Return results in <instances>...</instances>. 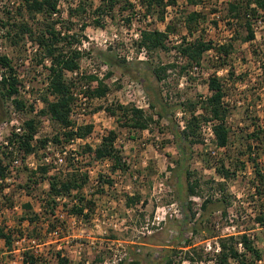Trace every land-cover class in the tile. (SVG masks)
<instances>
[{
    "label": "rangeland",
    "instance_id": "374dc122",
    "mask_svg": "<svg viewBox=\"0 0 264 264\" xmlns=\"http://www.w3.org/2000/svg\"><path fill=\"white\" fill-rule=\"evenodd\" d=\"M22 1L0 0V20L7 22L6 27L0 24V54L11 59L19 79L17 97L25 103L24 108L19 109L11 99L0 94V158L5 164H9L14 157L19 159L11 180L5 182L3 192L9 199L0 193V226L13 232L10 248L0 239V264H21L25 249L41 253L46 264H56L53 254L59 249L70 264H104L113 260H117V264L121 259L126 264H130L131 260L138 264H163L166 255H172V264H216L213 250V239L216 237H209L207 227L210 225L215 233L221 235L236 234L249 228L255 246L264 256V228L250 219L255 208L250 189L252 165L247 155H240L245 144L243 136L254 129L252 122L264 128V68L260 62L264 47V19L253 24L254 40H233L234 49L229 56L217 57L215 50L210 49L198 64L189 65L177 48L180 42L201 35L204 41L217 45L230 42L235 37H231L230 27L225 22L228 0H204L197 7L166 8L164 18L168 16L167 22L158 18L157 13L147 14L145 7L135 0H132L134 7L131 10L118 9L111 15L94 13L93 8L99 1L87 0L85 11L75 12L72 16L69 15L70 9L85 0H60L58 8L62 23L57 28L64 31L71 28L69 32L74 33L77 40L74 47L81 51L77 70L82 73L74 75L66 72L65 75L73 83L75 96L70 116L76 125L91 124L93 128L83 140L63 145L50 141L41 146L37 140L52 137L58 132V127L46 118H40L36 141H33L35 151L25 154L23 150L9 145L8 137L15 132L16 126L22 128L23 122L38 114L42 108L40 98L46 92L48 70L45 66L49 65V61H44L45 65L38 64L35 44L27 35H22L15 42L6 37L11 20H21L14 11ZM192 10L200 11L202 18L196 25L199 32L189 33L184 16ZM40 18L38 15L37 20L30 22L39 26L37 22ZM97 19L99 25L95 23ZM170 21L174 29L169 31L164 49L150 52L138 46L141 30L163 31ZM82 24L86 25L84 29ZM238 33L243 36L244 28L241 27ZM105 64L107 69L102 76L92 73L93 70L98 73ZM155 66L166 67L161 81L153 74ZM225 67L233 72L226 89L230 109L227 122L231 130L227 148L218 149L214 140L205 144L199 130L201 141L191 145L187 159L183 160L176 147L173 128H182L193 104L196 112H202L200 104L209 94L205 74H216L217 70ZM88 75L96 76L108 86L105 95L90 96L85 92L88 86L97 83L84 78ZM223 76L226 75L222 73ZM156 99L165 104L166 115L159 119L154 115L157 121L144 130L132 131L120 126L117 118L105 109L116 104H137L153 113L148 102ZM30 106L34 110L32 113L28 112ZM111 129L117 132L115 146L128 166L125 171L112 169V161L95 160L85 150L86 145L94 149ZM65 146L68 151L63 154ZM75 151L76 154H72ZM206 152H210L211 156ZM60 156L64 157L63 162L58 160ZM219 156L227 163L234 162L236 158L246 162L244 170L227 179L223 194L230 199L231 205L227 208L226 217L221 216L216 206L207 211L200 207L202 199L211 192L214 198L221 195V191L209 187V180L219 178L212 163ZM204 158H210L212 165H206ZM259 161L264 165V146L259 149ZM45 163L53 166L50 174L56 169L65 171L72 167L87 172L89 183L84 192L96 203L90 221L70 215L63 206V202L69 201L62 199L55 215L63 224L57 221L53 228L48 227L44 219L46 215L42 214L35 197L40 190L48 187L47 182L32 189L31 195L20 187L26 182L30 170H38ZM185 166L194 170V176L200 182L197 195L187 194L182 169ZM100 176L104 180H112L113 184L104 181L98 187ZM129 196H138V200L127 204ZM25 203L30 204L31 209L25 208ZM191 212H196L194 218ZM34 214H41V218L39 216L31 223L28 218ZM207 242H211V248L207 247ZM171 250L175 253L166 254ZM229 264L239 263L230 261Z\"/></svg>",
    "mask_w": 264,
    "mask_h": 264
},
{
    "label": "trees",
    "instance_id": "16d2710c",
    "mask_svg": "<svg viewBox=\"0 0 264 264\" xmlns=\"http://www.w3.org/2000/svg\"><path fill=\"white\" fill-rule=\"evenodd\" d=\"M60 0H23L21 4L14 11L21 20L16 18L11 20V24L6 31V37L12 38L15 42L17 38H21L22 35H27L31 41L36 45L35 56L38 57V64H43L48 60L49 65L45 66L48 70L47 75V87L45 94L40 98L43 103L38 114L28 117L22 125V132H12L8 137V144L15 146L18 149L24 151L25 154H30L35 151V145L33 141H36V133L40 124V118H46L52 124L58 127V132L52 137L40 138L39 145L43 146L48 142L55 144L69 143L75 138H85L92 132L93 126L91 124L76 125L70 116L71 106L75 99L72 90V81L66 79V71L73 72L79 68V59L81 57V51L74 47L75 34L71 31V28H66L65 31L61 28H57L59 23H62L60 10L58 8ZM98 4L93 8V12L98 15H111L116 10L129 11L134 7L132 0H98ZM144 8L148 14L154 15L157 13V17L164 18V11L167 6H175L179 0H135ZM186 6L197 7L201 5L204 0H185ZM85 4L79 3L74 9H70L69 15L72 16L75 12L85 11ZM89 5V4H88ZM10 14V11H7ZM40 19L34 26L32 23ZM202 14L198 10H192L185 14L184 23L188 28V32L198 31V26ZM264 19V0H228L226 7L225 22L230 27L232 34L235 35L230 42L213 44L211 41H204L200 36L195 37L193 40L180 42L177 48L180 54L186 59L187 64H198L203 54L214 49L216 56L222 55L227 57L233 51V40L236 39L243 42H250L255 39V33L253 30V24ZM32 23H31V22ZM97 25L100 24L99 19L95 20ZM0 24L6 27L7 22L0 20ZM85 24H82V29L85 28ZM196 26V27H194ZM244 28V35L240 36L239 29ZM172 22L170 21L166 25L165 30L157 29H143L140 31V37L137 41L138 46L145 47L148 51H154L157 49L165 48V40L169 31L173 30ZM230 37V38H231ZM256 53V50H253ZM260 62L264 68V47L260 53ZM0 94L11 99L14 105L22 109L25 103L17 97L19 94V79L17 78L15 69L12 65L11 59L5 55L0 54ZM4 70V71H3ZM153 74L158 81H161L166 74V67L155 66L153 67ZM233 72L228 70L227 76H217L212 74L208 76L207 87L209 94L203 98L202 104H200L202 112L198 113L195 109V104L192 105V111L189 118L184 121V127L173 128V137L176 140V147L179 151L180 157L185 160L188 157V152L192 144L200 142L199 128L203 122L211 120L213 122L214 130V144L218 148L225 150L230 139V126L227 122L229 114V104L226 100L228 79ZM88 81L95 80L97 83L94 86H88L85 92L90 96H103L109 90L108 86L98 80L96 76L88 75L84 77ZM16 96V97H14ZM14 97V98H12ZM160 107L155 111V108ZM148 107L154 112L149 113L144 108L137 107L134 104H116L112 107H106V111L109 115L117 118L120 126H126L132 131L148 129L152 123L157 120L154 119V115L157 118H162L166 114V106L158 99L148 102ZM33 107L30 106L28 112L32 113ZM254 125L253 131L246 133L244 138V149L240 151V155H247L248 160L252 165V177L250 179V189L252 202L255 204L253 214L250 217L251 222L264 228V165L259 161V149L264 146V128L257 122H252ZM117 138V132L114 129L108 131V133L102 137L101 142L93 149L88 145L85 146V150L89 151L93 155L95 160L112 161L111 167L114 170L120 169L125 171L127 165L123 161L121 151L115 146V140ZM84 148V147H83ZM211 156L210 152H206ZM217 158V157H216ZM206 165L210 164V158H204ZM213 163L215 172L218 174V179L209 180L210 188L221 191V195L218 198L213 197V192L208 196H205L200 204L202 210L207 211L212 206H216L220 210L221 216H227V208L231 205L230 199L223 194L226 191L227 179L237 176L240 170H244L246 162L236 158L233 161L225 162V159L221 156L217 158ZM53 168L51 163H45L38 167V170H30L29 175L26 178V182L20 186L25 188L29 195L33 192L32 189H37L41 183L47 182L48 187L40 190L39 195L35 196L39 201L42 214L46 215V221L48 227H54L55 223L63 221L58 220L55 215L60 206L62 199H68L69 202H63L64 208L70 215H74L76 218H82L88 222L91 220L95 210V200L92 197H88L84 190L89 183V175L87 172H81L79 168H67L65 171L56 169L54 173L50 174V170ZM185 173L187 182V194L197 195V191L200 189V182L194 176L195 172L188 166L182 168ZM9 174L7 164L0 158V193L2 196H6L9 199L4 189L5 178ZM107 182L110 185L113 184L112 180L102 179L99 177V185L101 182ZM99 190H102L100 188ZM97 190V191H99ZM4 194V195H3ZM95 195V194H94ZM138 200V196L128 197L127 204L129 202H135ZM24 207L31 209V205L24 204ZM242 216L241 212L238 213ZM193 218L196 212L190 214ZM41 218V214H34L29 221L34 223L35 220ZM243 217V216H242ZM254 228V227H253ZM249 228L241 230L238 234L221 235L214 232L213 226H208L207 231L209 237H216L220 246V250L215 253L216 264H229L230 261H237L238 263L253 264L254 260L259 259L262 255L261 250L255 246L253 239L248 234ZM197 231V229H195ZM13 232L5 230L3 226H0V239L4 240L5 245L10 248L12 245ZM238 243H241L244 250L239 251ZM174 251H170L166 254H174ZM62 250L54 251V258L56 264H70V260L62 255ZM127 261V260H126ZM129 262V261H128ZM172 255H166L163 264H172ZM125 260H120L117 264H126ZM21 264H46L44 256L41 253H35L34 250L25 249L22 251ZM130 264H138L137 261L131 260Z\"/></svg>",
    "mask_w": 264,
    "mask_h": 264
},
{
    "label": "built area",
    "instance_id": "2783aa9c",
    "mask_svg": "<svg viewBox=\"0 0 264 264\" xmlns=\"http://www.w3.org/2000/svg\"><path fill=\"white\" fill-rule=\"evenodd\" d=\"M184 6H186V1H185V0H179L178 3H177L175 6H167V8L172 7V8L177 9L178 7H179V8H182V7H184ZM164 19H165V21L167 22L169 18H168L167 15H165V18H164ZM228 28H229V27H228ZM229 30H230V32H231V34H232V31H231L230 28H229ZM198 32H199V29H198ZM213 44H214V43H213ZM35 47H36V45H35ZM181 56H182V55H181ZM182 57H183V56H182ZM183 58H184V57H183ZM193 68H194V69H197L198 66H193ZM106 69H107V65L105 64V66H101V70H100L98 73H97L95 70H93L92 73L97 74V75H101V76H102V75L106 72ZM228 70H229L228 67L221 68L220 70H217V71H216V75H217V76H221V74L224 73V75L227 76ZM66 72H67V73H68V72H69V73H72V74H74V75H77V73H80V74L82 73L81 71H78V70H75V71H73V72H70V71H66ZM0 73H1V72H0ZM205 75H206L207 77L209 76L208 73H206ZM136 106L141 108L140 105H137V104H136ZM181 127L183 128L184 125L182 124ZM199 130H200V132H201L202 139H203V141L205 142V144H209V143H211V142L214 140L215 135H214V130H213V122H212L211 120H208V121H206V122H203V123L200 125ZM14 131H15L16 133H21V132H22V128H21L20 126H16ZM83 139H84V138H83ZM83 139H82V138H75V139L71 140V142L74 141V140H83ZM218 149H222V148H218ZM67 151H68V150H66V146H65L64 149L62 150V153H63V154H66ZM72 154H76V151L73 152ZM58 160H59L60 162H63L64 157H61V156H60V157L58 158ZM18 164H19V159H18L17 157L12 158V160L10 161V163L7 164V168H8L9 174H8L7 178H5V182L11 180V175L15 173V168L18 166ZM31 165H34V164L31 163ZM34 168L36 169V166H34ZM95 182H97V181H95ZM238 233H240V232H237L236 234H238ZM248 234H249V232H248ZM250 237H251V239H252V236H251V235H250ZM213 240H214L213 250L215 251V253H217V252L220 250V246H219V243H218V241L216 240V238H214ZM210 243H211V242H207V247H208V248H211V244H210ZM238 249H239V251H243V250H244V248H243V246H242L241 243H238ZM211 261H212V260H211ZM263 261H264V256H263V254H262L261 257H260L259 259H256L255 264H261ZM116 262H117V260H115V261L113 260L112 262H109V263L105 262L104 264H115ZM232 262H236V261H232ZM239 264H245V263H239Z\"/></svg>",
    "mask_w": 264,
    "mask_h": 264
}]
</instances>
